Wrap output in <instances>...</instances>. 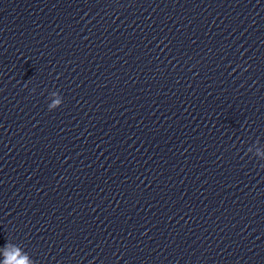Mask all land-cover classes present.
Returning a JSON list of instances; mask_svg holds the SVG:
<instances>
[{"label":"clouds","instance_id":"obj_1","mask_svg":"<svg viewBox=\"0 0 264 264\" xmlns=\"http://www.w3.org/2000/svg\"><path fill=\"white\" fill-rule=\"evenodd\" d=\"M11 246V242H7L6 245L4 246L5 249L9 248ZM17 247H19V245H17ZM4 264H24L23 260L21 261H17L15 257H7L6 255V259L4 261ZM34 264V261H33Z\"/></svg>","mask_w":264,"mask_h":264}]
</instances>
